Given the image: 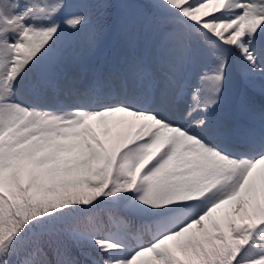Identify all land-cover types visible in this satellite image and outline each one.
I'll return each instance as SVG.
<instances>
[{
  "label": "snow or ice",
  "instance_id": "1",
  "mask_svg": "<svg viewBox=\"0 0 264 264\" xmlns=\"http://www.w3.org/2000/svg\"><path fill=\"white\" fill-rule=\"evenodd\" d=\"M0 264H264V0H0Z\"/></svg>",
  "mask_w": 264,
  "mask_h": 264
}]
</instances>
